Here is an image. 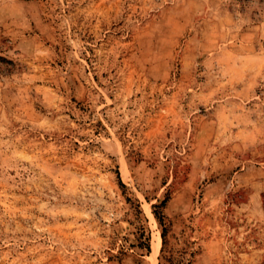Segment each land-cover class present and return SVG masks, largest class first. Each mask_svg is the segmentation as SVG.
<instances>
[{
  "label": "rangeland",
  "instance_id": "rangeland-1",
  "mask_svg": "<svg viewBox=\"0 0 264 264\" xmlns=\"http://www.w3.org/2000/svg\"><path fill=\"white\" fill-rule=\"evenodd\" d=\"M155 211L264 264V0H0V264H159Z\"/></svg>",
  "mask_w": 264,
  "mask_h": 264
},
{
  "label": "trees",
  "instance_id": "trees-1",
  "mask_svg": "<svg viewBox=\"0 0 264 264\" xmlns=\"http://www.w3.org/2000/svg\"><path fill=\"white\" fill-rule=\"evenodd\" d=\"M155 215L157 217V219L159 220L160 224L163 227V231H162V241H163V245H162V249H161V255H160V259L163 261H160L159 264H190L191 261L190 259H188L186 257V251H182L181 253L178 254H173V253H169V254H165V247L167 245V228L165 227V223L163 220V217L158 215V213L155 211ZM147 241V240H146ZM148 242V241H147ZM146 248L148 250H150V245L149 243H147Z\"/></svg>",
  "mask_w": 264,
  "mask_h": 264
}]
</instances>
